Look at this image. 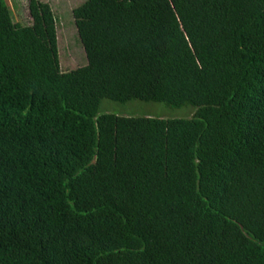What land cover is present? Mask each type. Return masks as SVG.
Returning <instances> with one entry per match:
<instances>
[{"label":"trees","instance_id":"16d2710c","mask_svg":"<svg viewBox=\"0 0 264 264\" xmlns=\"http://www.w3.org/2000/svg\"><path fill=\"white\" fill-rule=\"evenodd\" d=\"M29 9L0 0V264H264V0H85L67 71Z\"/></svg>","mask_w":264,"mask_h":264},{"label":"rangeland","instance_id":"374dc122","mask_svg":"<svg viewBox=\"0 0 264 264\" xmlns=\"http://www.w3.org/2000/svg\"><path fill=\"white\" fill-rule=\"evenodd\" d=\"M15 22H31L29 0H7ZM50 3L57 18L60 65L64 71L87 63L84 47L79 39L73 9L85 0H40ZM112 112L125 116H152L160 118H191L192 106L171 107L163 102H148L138 99L122 103L104 99L100 113Z\"/></svg>","mask_w":264,"mask_h":264}]
</instances>
